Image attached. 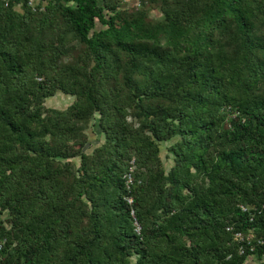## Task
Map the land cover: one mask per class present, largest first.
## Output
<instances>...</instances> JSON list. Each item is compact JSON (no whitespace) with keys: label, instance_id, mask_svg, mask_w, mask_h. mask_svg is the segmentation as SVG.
Listing matches in <instances>:
<instances>
[{"label":"trees","instance_id":"1","mask_svg":"<svg viewBox=\"0 0 264 264\" xmlns=\"http://www.w3.org/2000/svg\"><path fill=\"white\" fill-rule=\"evenodd\" d=\"M44 2L0 0V264H264V0Z\"/></svg>","mask_w":264,"mask_h":264},{"label":"built area","instance_id":"2","mask_svg":"<svg viewBox=\"0 0 264 264\" xmlns=\"http://www.w3.org/2000/svg\"><path fill=\"white\" fill-rule=\"evenodd\" d=\"M28 5L32 6V8H35L37 6L38 9L41 10L44 7L45 2L44 0H28ZM133 168L134 166H130L127 172L124 174L125 186L127 190H129L130 185L132 183ZM124 199L130 206H132L133 198L131 195L129 194L125 195ZM241 209L243 211H246L247 208L245 206H241ZM130 214L133 217L134 231L137 234H139L140 225L138 221L135 219L133 208L130 209ZM226 229L227 231L230 232L234 242L236 243L237 253L240 255H243L246 252L253 253L257 246L264 245V240L255 237L254 233L251 230L248 231L235 230L232 226H228ZM0 248H1V243H0Z\"/></svg>","mask_w":264,"mask_h":264},{"label":"rangeland","instance_id":"3","mask_svg":"<svg viewBox=\"0 0 264 264\" xmlns=\"http://www.w3.org/2000/svg\"><path fill=\"white\" fill-rule=\"evenodd\" d=\"M135 3H136V0H135ZM151 15L153 16L154 12L151 13ZM72 100H73V96L66 95V94H63L61 92H56L53 96L46 98L45 104L48 107H56V108L63 109ZM91 138H93V137L91 136ZM168 144H169V142H163L160 145V155H161V158L163 160V163H164L166 169H168L169 166L171 165V158L168 157V153L166 150ZM251 261H252L251 258H248L246 264H249Z\"/></svg>","mask_w":264,"mask_h":264}]
</instances>
